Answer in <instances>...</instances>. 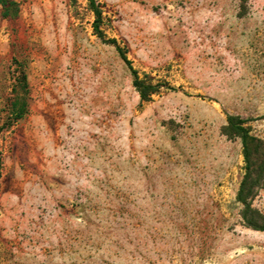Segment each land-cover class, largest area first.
I'll use <instances>...</instances> for the list:
<instances>
[{"label":"rangeland","instance_id":"obj_1","mask_svg":"<svg viewBox=\"0 0 264 264\" xmlns=\"http://www.w3.org/2000/svg\"><path fill=\"white\" fill-rule=\"evenodd\" d=\"M16 1L0 7V264H264L224 134L232 115L264 140V0H96L97 22L89 0ZM110 39L157 84L148 100Z\"/></svg>","mask_w":264,"mask_h":264},{"label":"trees","instance_id":"obj_2","mask_svg":"<svg viewBox=\"0 0 264 264\" xmlns=\"http://www.w3.org/2000/svg\"><path fill=\"white\" fill-rule=\"evenodd\" d=\"M89 5L95 15L97 22L101 18V10L96 6V0H89ZM0 7L4 17L16 16L19 12V5L16 0H0ZM94 30L103 38L102 32L97 24ZM117 49L120 57L126 63L133 77V86L138 91L142 100H148L150 94L156 89L157 84H153L148 79L139 77V73L131 65L124 50L116 43L115 39L108 40ZM23 86L26 88L27 82L24 74L21 76ZM167 89H174L173 86L165 83ZM11 112L15 118H21L26 112V101L16 96L11 102ZM245 121L238 116H227V124L224 134L228 137H238L242 144V155L244 160V174L242 176L236 199L242 205L240 212L244 224L256 230L264 231V215L252 207V201L259 189L264 185V140L251 134Z\"/></svg>","mask_w":264,"mask_h":264}]
</instances>
